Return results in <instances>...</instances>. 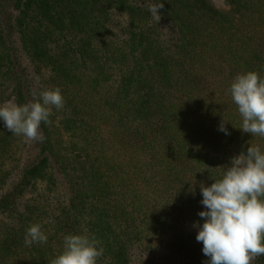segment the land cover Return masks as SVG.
<instances>
[{"label":"trees","instance_id":"trees-1","mask_svg":"<svg viewBox=\"0 0 264 264\" xmlns=\"http://www.w3.org/2000/svg\"><path fill=\"white\" fill-rule=\"evenodd\" d=\"M149 2L0 0V104L57 86L65 100L43 142L0 122V264H51L84 232L97 264H206L200 185L264 148L228 92L238 73L264 78V0H164L158 23ZM36 222L48 241L25 246Z\"/></svg>","mask_w":264,"mask_h":264},{"label":"clouds","instance_id":"clouds-1","mask_svg":"<svg viewBox=\"0 0 264 264\" xmlns=\"http://www.w3.org/2000/svg\"><path fill=\"white\" fill-rule=\"evenodd\" d=\"M163 8L164 0H150L147 11L153 21L158 23ZM228 92L241 117L242 132L264 137V78L252 70L238 73ZM64 105L58 86L45 87L30 102L0 104V122L14 135L43 142L41 122L48 123L53 108L61 110ZM218 130L230 135L223 122ZM222 169L210 185H200L203 207L197 213L201 221H193L195 239L202 243L206 264H252L264 255V148L249 145ZM47 241L41 222L26 228L25 246ZM103 255L104 248L95 234L68 233L51 264H97Z\"/></svg>","mask_w":264,"mask_h":264},{"label":"rangeland","instance_id":"rangeland-1","mask_svg":"<svg viewBox=\"0 0 264 264\" xmlns=\"http://www.w3.org/2000/svg\"><path fill=\"white\" fill-rule=\"evenodd\" d=\"M214 3L219 6L222 7L223 6V2L222 0H213ZM9 103H14L13 100L8 101ZM146 258V262L143 264H176V261L173 257L171 256H162V255H158V257L155 256H144V259Z\"/></svg>","mask_w":264,"mask_h":264}]
</instances>
